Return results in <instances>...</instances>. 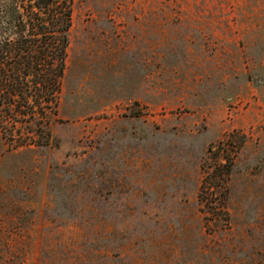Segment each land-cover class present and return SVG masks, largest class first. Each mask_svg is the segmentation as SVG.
Segmentation results:
<instances>
[{"label":"rangeland","instance_id":"1","mask_svg":"<svg viewBox=\"0 0 264 264\" xmlns=\"http://www.w3.org/2000/svg\"><path fill=\"white\" fill-rule=\"evenodd\" d=\"M51 130L0 137V264H264V0H73ZM233 133L217 226L200 190Z\"/></svg>","mask_w":264,"mask_h":264},{"label":"trees","instance_id":"2","mask_svg":"<svg viewBox=\"0 0 264 264\" xmlns=\"http://www.w3.org/2000/svg\"><path fill=\"white\" fill-rule=\"evenodd\" d=\"M73 0H14L0 12V137L7 152L45 149L58 117L67 70ZM236 134L209 148L200 202L206 219L228 226Z\"/></svg>","mask_w":264,"mask_h":264}]
</instances>
